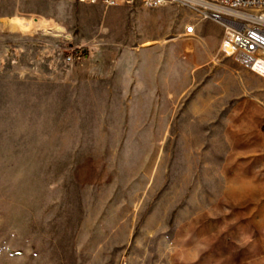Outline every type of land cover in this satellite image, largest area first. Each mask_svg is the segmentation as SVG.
Wrapping results in <instances>:
<instances>
[{"label":"rangeland","instance_id":"rangeland-1","mask_svg":"<svg viewBox=\"0 0 264 264\" xmlns=\"http://www.w3.org/2000/svg\"><path fill=\"white\" fill-rule=\"evenodd\" d=\"M197 18L0 1V264H264V77Z\"/></svg>","mask_w":264,"mask_h":264},{"label":"built area","instance_id":"built-area-1","mask_svg":"<svg viewBox=\"0 0 264 264\" xmlns=\"http://www.w3.org/2000/svg\"><path fill=\"white\" fill-rule=\"evenodd\" d=\"M2 1V0H0ZM101 4L105 7L126 4L159 7L179 2L189 6L198 16L184 26L183 35L193 36L196 26L211 19L223 27L220 51L241 66L264 77V0H62ZM73 56L67 60L72 61Z\"/></svg>","mask_w":264,"mask_h":264},{"label":"crops","instance_id":"crops-1","mask_svg":"<svg viewBox=\"0 0 264 264\" xmlns=\"http://www.w3.org/2000/svg\"><path fill=\"white\" fill-rule=\"evenodd\" d=\"M209 24H205L204 22H200L197 24L196 26V32H200L203 36V38H206V35H205V28L208 27ZM214 38H215V48H218L219 44H220V35H219V28H216V30L214 31Z\"/></svg>","mask_w":264,"mask_h":264},{"label":"bare ground","instance_id":"bare-ground-1","mask_svg":"<svg viewBox=\"0 0 264 264\" xmlns=\"http://www.w3.org/2000/svg\"><path fill=\"white\" fill-rule=\"evenodd\" d=\"M22 21H24V19H23ZM261 21L264 23V15H263ZM13 24H15V26L18 25V24L24 26V24H26V22L14 21ZM25 26H26V25H25Z\"/></svg>","mask_w":264,"mask_h":264}]
</instances>
